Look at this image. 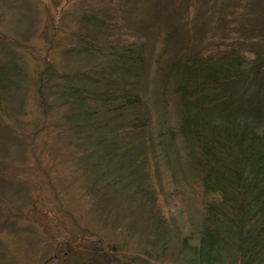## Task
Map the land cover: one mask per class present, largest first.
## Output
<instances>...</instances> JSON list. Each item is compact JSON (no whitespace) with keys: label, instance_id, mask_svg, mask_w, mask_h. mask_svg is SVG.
I'll list each match as a JSON object with an SVG mask.
<instances>
[{"label":"rangeland","instance_id":"374dc122","mask_svg":"<svg viewBox=\"0 0 264 264\" xmlns=\"http://www.w3.org/2000/svg\"><path fill=\"white\" fill-rule=\"evenodd\" d=\"M220 38L264 56V0H0V65L16 64L23 82L0 90V264H182L181 239L193 242L207 197L172 131L173 83L161 75L185 45L211 54L208 46H226ZM120 42L143 44L144 63L132 75L103 55ZM82 45L104 52L73 51ZM47 65L55 77L42 99L37 81ZM117 71L136 80L143 131L88 97L100 128L86 137L87 126L65 120L76 109L46 92L62 75L84 72L72 83L91 94L93 80L104 90ZM114 129L121 141L135 140L144 198L132 192L130 174L120 177L116 157L93 150Z\"/></svg>","mask_w":264,"mask_h":264},{"label":"trees","instance_id":"16d2710c","mask_svg":"<svg viewBox=\"0 0 264 264\" xmlns=\"http://www.w3.org/2000/svg\"><path fill=\"white\" fill-rule=\"evenodd\" d=\"M80 20L83 24L98 25L91 15H82ZM163 39L167 41V34ZM224 41L225 38H220L226 44L222 48L206 46L211 54L185 45L161 75L173 83L177 120L172 131L188 148L187 165L207 197L203 198L202 222L193 242L186 237L181 239L178 252L182 254V264H264V56L260 48H244L241 43ZM142 45L120 42L116 47L105 46L106 52L94 45H82V50L73 51L90 52L91 48L103 51L121 72L130 73L134 66L144 63ZM99 73L97 70L94 78ZM115 74L118 78L109 79L104 90L103 86L96 89L93 80L91 94H84L72 83L74 79H83L84 72L77 76L62 75L64 81L58 85L59 89L51 84L46 92L55 95L54 103L76 109L65 120L70 126H87L86 137L100 128V112L86 106L88 97L100 101L104 111L129 115L131 131L145 130V122L137 121L143 118L139 115L146 120L147 111L141 108L134 88L136 80L120 71ZM53 77L49 65L38 76L37 93L42 99H45L44 83ZM22 85L21 70L16 64L0 65V90ZM105 123L102 120L100 125ZM117 130L107 132L111 135L108 141L94 142L93 150L116 157L120 177L130 174L131 183H135L132 192L144 198L147 188L143 173L136 171L141 156L135 140L125 136L121 141ZM149 222L152 226L147 227L152 236L156 222ZM141 261L145 262V258Z\"/></svg>","mask_w":264,"mask_h":264}]
</instances>
